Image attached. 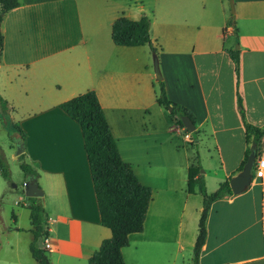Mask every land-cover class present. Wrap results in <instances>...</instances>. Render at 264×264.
<instances>
[{"label": "crops", "instance_id": "crops-1", "mask_svg": "<svg viewBox=\"0 0 264 264\" xmlns=\"http://www.w3.org/2000/svg\"><path fill=\"white\" fill-rule=\"evenodd\" d=\"M18 2L0 23V98L24 135V161L42 190L36 203L46 214L49 264H87L110 236L99 221L80 129L58 107L88 90L120 158L151 189L142 231L121 249L124 264H191L201 196L197 184L187 192V168L199 166L211 193L241 170L250 148L239 110L247 123L264 125V0ZM120 15L149 18L165 97L193 116L194 141L155 101L148 47L112 43L110 26ZM229 50H237L236 77ZM10 128L11 140L0 120L7 164L17 156L7 149L19 139ZM260 156L264 135L253 163ZM8 179L0 176V264H34L11 213L21 199L10 197L16 186ZM205 230L195 264H264V173H251L242 192L214 200Z\"/></svg>", "mask_w": 264, "mask_h": 264}, {"label": "trees", "instance_id": "trees-1", "mask_svg": "<svg viewBox=\"0 0 264 264\" xmlns=\"http://www.w3.org/2000/svg\"><path fill=\"white\" fill-rule=\"evenodd\" d=\"M18 0H0V23L4 14L18 6ZM232 23V21H231ZM150 21L146 15L136 20L128 19L122 15L116 17L110 26V39L116 46H141L146 45L150 55L156 57V49L152 46L149 37ZM2 47V36L0 34V50ZM227 54L233 63L235 77L238 71L237 50H229ZM160 83V82H159ZM158 105L166 109L171 120L181 126V116H187L193 121L191 113L182 106H179L165 97L163 86L159 85L155 95ZM236 103L240 106V99L236 96ZM58 107L69 116L79 127L84 152L88 164V170L99 214L100 224L107 227L110 236L101 240L99 246L87 258V264H124L121 249L128 245V235L142 231L143 222L151 199V189L141 184L135 176L131 166L122 161L118 153L115 141L104 118L102 109L93 90L77 94L74 97L61 102ZM8 103L0 98V110L2 118L7 115ZM245 138L250 143V151L258 155L260 139L264 135V125L257 127L244 120L241 109L239 110ZM4 116V117H3ZM7 117V116H6ZM9 120V118L7 117ZM13 133L18 136V144L21 152L16 156L18 168L23 173L25 180L29 177H36L34 168L24 161L23 139L24 135L17 125L9 123ZM194 132V131H193ZM9 140L12 139V132L7 131ZM254 165V163H253ZM253 165L251 173H253ZM199 166L187 168L186 190L193 192V186L198 185L197 192L201 196V211L197 223V235L192 248V264L196 263L200 246L202 245L206 230L205 220L210 204L225 195H230L228 180L220 182L217 188L207 194L203 180L198 174ZM0 176L9 178L8 164L0 148ZM29 204V231L31 241L28 243V251L34 264H49L46 249L37 245L38 240L46 237V214L42 207L36 203V197H27Z\"/></svg>", "mask_w": 264, "mask_h": 264}, {"label": "rangeland", "instance_id": "rangeland-1", "mask_svg": "<svg viewBox=\"0 0 264 264\" xmlns=\"http://www.w3.org/2000/svg\"><path fill=\"white\" fill-rule=\"evenodd\" d=\"M229 11H230V8H229ZM230 16L232 18V14ZM230 23H231V20H230ZM150 59H151L150 60L151 68H152V56H151ZM156 59H157V56H156ZM157 62H158V60H157ZM158 68H159L160 75H161V68H160L159 64H158ZM152 73H153V69H152ZM161 77H162V75H161ZM153 80H154L153 81V85H154L155 91L157 93L160 83H161L162 86H164L163 80L161 79L160 81H156L154 79V73H153ZM0 112H1V110H0ZM0 117L2 118V114L1 113H0ZM5 119H6V121H5ZM3 121L6 122V123H3L4 130H6V132L7 131L10 132L11 128L9 126V120L7 119L6 115H5V118H3ZM190 133H191L190 135H191L192 141H194L197 138L196 132L192 131ZM4 135H3V133H0V136H4ZM5 139H6V137H5ZM9 145L15 147L14 144L13 145L9 144ZM193 150L195 151L196 148H193ZM197 150H199V149H197ZM7 151L13 153V152L16 151V148L13 151V149L11 147L10 148L8 147ZM201 155H203V154H201ZM8 170H9V179H10L9 185L11 187V185L15 184V186H16L15 189H10L8 191V192H10L9 195L13 194V195H10V197H12L13 200H16L18 196L21 199V201H19V203L17 205H12L10 209L12 210L11 213L15 214V216H16L15 226H17L19 228V234L18 235H19V237L21 239V242L23 243V248L25 249V254L27 255L26 257H28V259H29L30 256H29V252H28V243L31 241V235H30L31 233H30V231L28 229V228H30V225H29V217H28V209H27V206L29 204V200H28L27 197L24 196V194L22 195L20 193V190H21L22 187H21L20 181L18 179L20 178L21 174H20V170L18 168V162H17L16 159H10L9 158V160H8ZM200 170H202V169H200ZM215 189H216V187H214V185H213V187H212L210 192H213ZM200 201H201V199H200ZM7 224L9 226H12V223H10L9 221H7ZM37 245L38 246L39 245H43V240H38L37 241ZM191 264H192V259H191Z\"/></svg>", "mask_w": 264, "mask_h": 264}, {"label": "water", "instance_id": "water-1", "mask_svg": "<svg viewBox=\"0 0 264 264\" xmlns=\"http://www.w3.org/2000/svg\"><path fill=\"white\" fill-rule=\"evenodd\" d=\"M230 13H233V7L231 1H229ZM152 69L154 73V79L156 81L161 80L160 71L158 68V62L155 56L152 57ZM182 126L188 132L194 130L192 121L187 116L180 117ZM18 144V142H16ZM21 152L19 147L16 148L15 153L18 155ZM255 159V155L252 151L247 155V158L241 168V170L228 180L229 189L232 194L242 192L251 181V170ZM22 191L25 197H38L42 195V190L38 187L36 179L34 177L27 178L22 185Z\"/></svg>", "mask_w": 264, "mask_h": 264}, {"label": "built area", "instance_id": "built-area-1", "mask_svg": "<svg viewBox=\"0 0 264 264\" xmlns=\"http://www.w3.org/2000/svg\"><path fill=\"white\" fill-rule=\"evenodd\" d=\"M263 173H264V156H260L255 160L253 166V175L257 178H260L263 176ZM42 240H43V248L48 249L49 244L46 237H44Z\"/></svg>", "mask_w": 264, "mask_h": 264}]
</instances>
